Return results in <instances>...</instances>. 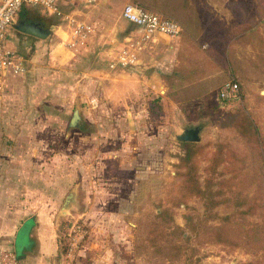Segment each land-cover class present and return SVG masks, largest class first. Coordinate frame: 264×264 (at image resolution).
Instances as JSON below:
<instances>
[{"label": "rangeland", "instance_id": "rangeland-1", "mask_svg": "<svg viewBox=\"0 0 264 264\" xmlns=\"http://www.w3.org/2000/svg\"><path fill=\"white\" fill-rule=\"evenodd\" d=\"M146 1L151 4L139 5L155 12L153 0ZM239 3L242 30L235 43L225 36L217 39L223 42L216 54L204 45L197 53L180 51L165 86L143 93L138 85L115 107L107 103L93 71L97 66L122 71L110 66L127 29L101 27L86 48L75 51L66 45L69 22L36 7L31 12L34 22L51 31L47 39L11 31L19 48L11 49L24 58L28 70L0 93V148L23 156L5 162L14 164L18 178L25 175L19 166L33 167L34 184L46 187L28 193L27 200L25 189L15 190L12 208L24 218L49 215L58 238L73 251L72 264H264L262 146L247 142L236 128L221 126L224 114L243 110L264 137V0ZM87 6L77 4L64 13L89 23L80 18L88 13ZM95 37L101 44L89 46ZM166 39L161 44L167 48L156 53V60L148 47L142 51L150 56L145 61L150 71L168 63L171 39ZM33 53L38 57L30 63ZM58 59L65 65H58ZM231 80L238 82L241 100L223 102L220 91ZM76 107L89 123L68 135ZM32 116L38 122L35 133H26L28 142L20 140ZM15 117L22 121H5ZM46 117L53 119L43 120ZM190 124H205L200 144L206 152L197 159L202 183L209 177L204 169L212 156L222 151L225 157L214 178L215 184L226 180L224 188L213 187V192H221L213 197L219 202L215 206L199 198L175 206L182 190L176 166L190 144L175 142L174 136ZM71 190L76 191V202L59 221ZM26 241L25 229L17 252ZM61 260L65 263L66 256Z\"/></svg>", "mask_w": 264, "mask_h": 264}, {"label": "crops", "instance_id": "crops-1", "mask_svg": "<svg viewBox=\"0 0 264 264\" xmlns=\"http://www.w3.org/2000/svg\"><path fill=\"white\" fill-rule=\"evenodd\" d=\"M139 2H143L147 5L151 4L146 0H100L96 5H88V13L81 14L83 17L80 16V18L96 25L98 30L104 26L111 28H118L120 26L127 29L125 36L138 37L140 33L139 30L122 18V11L126 4H140ZM77 4L87 5L83 2H74L71 4H61L60 7L63 12H67V10L73 9ZM152 4V9H154L155 13L164 17L168 16L170 19L177 21L181 25L183 33L180 38L169 40L171 42L169 46L170 56L165 57L168 63H165L164 68L160 70H149L150 67L145 63L146 59L150 57L148 54L144 56L140 54L138 65L118 73H113L108 69L98 68V66L94 68L93 74L99 76L100 81L98 83L102 87V92L107 99V103L111 107L117 106L121 100L125 101L127 97L135 91L138 85V91L141 90L143 93L144 91H156L165 86L164 80L167 78L168 73L173 71V67L178 65L179 60L177 55L180 51L187 55L190 53H197L200 51L201 46L204 45V47L209 46L211 52L216 54L215 50L217 46L219 43L222 44L223 42H218V38L230 36L231 40L229 42L235 43L236 37H241L243 8L239 0H153ZM34 9L35 8L23 9L15 22L22 19L20 17H23V14L35 11ZM77 12L78 10L75 9L72 14H76ZM255 27L253 26L251 29ZM12 30L18 32V30L13 27L11 31ZM226 30H228L229 33H226ZM236 30L238 31L235 32ZM11 31L8 36L7 47L18 50L19 48L16 46L15 35ZM10 38H12L11 40L14 42L11 43ZM165 40H167L166 37L157 35L148 44V48L151 49L149 52L153 54L152 57L154 56L155 60L158 55L156 53H159L162 47L164 49L167 48L161 44L165 42ZM100 42L102 41L99 40L98 37H95L90 42L89 46L94 45L97 47L98 44H101ZM27 51L28 49L26 52ZM31 56L32 61H30V63L33 62L36 56L38 57V54L33 53ZM57 61L58 65H65L64 60L58 59ZM33 70L34 69H32V71ZM175 74L178 75V72H175ZM15 78L18 77H7L3 82L0 93L9 90L10 81ZM113 82L115 84L117 83V87L114 88L111 86ZM34 108L38 113V108L33 106V109ZM44 109L46 112L49 110L48 107ZM49 119L53 118L46 117L43 120ZM5 121L9 122V124L19 123L22 121V117L6 118ZM28 122H26L27 125H25V129H27L25 134H20L22 135L20 140H25L26 142H28V137H30L27 136L26 133L33 130L31 134L33 135L35 133L34 126L38 125L36 118L33 116L31 119H28ZM31 122L32 124H30ZM88 123V119L83 116V122L79 124L77 129L84 130ZM29 125L31 126L29 127ZM0 140L1 147L3 138L1 137ZM25 157L27 156L25 155ZM20 159H23L21 153L11 150L8 152V150L0 148V246L15 252L23 264H60L63 255L61 253V238H58V227L55 221L47 214L41 216V218H24L23 216H19V212L12 208V203L16 200L15 190L19 188L25 189L27 200L28 193H32L35 189H42L44 191L46 188H44L42 183L40 186L34 184L33 176L30 175L33 171V167L30 170L26 168L23 170L19 166V172H25V175L24 177L19 175L18 178L17 168L13 171L14 164L8 165L5 163L9 161L15 163V161H20ZM12 171L16 172V176L12 175ZM72 191L73 190H71L70 193ZM53 193L54 191H52V194ZM69 194L66 196L63 206ZM50 196L53 197V200L57 198L54 195H49V197ZM60 214L61 210L57 217L59 221L64 219ZM25 229L27 241L20 246V251L17 252L19 236Z\"/></svg>", "mask_w": 264, "mask_h": 264}, {"label": "built area", "instance_id": "built-area-1", "mask_svg": "<svg viewBox=\"0 0 264 264\" xmlns=\"http://www.w3.org/2000/svg\"><path fill=\"white\" fill-rule=\"evenodd\" d=\"M100 0H0V89L7 77H21L27 72L23 57L7 47L9 33L20 12L25 8L40 7L50 14L63 17L69 22L70 33L66 45L68 48L80 51L86 48L90 39L98 33V27L92 23L77 21L73 15L65 14L61 4L83 2L87 5H96ZM122 18L139 30V36H126L114 62L113 70H126L139 64L140 54L147 49L148 44L155 36H164L171 40L181 37V25L170 18L161 16L135 3H128L122 11ZM222 100L239 101L241 91L238 82H227L220 91ZM73 251L66 255L67 261L63 264H72L70 260ZM0 264H23L15 252L0 246Z\"/></svg>", "mask_w": 264, "mask_h": 264}, {"label": "trees", "instance_id": "trees-1", "mask_svg": "<svg viewBox=\"0 0 264 264\" xmlns=\"http://www.w3.org/2000/svg\"><path fill=\"white\" fill-rule=\"evenodd\" d=\"M223 102H229V100H223ZM221 126L223 128H236L239 131V134L245 138L247 142L259 146L261 145V149L264 154V137H262L255 123L246 111L240 110L234 113L224 114ZM204 152H206L205 146L201 144H190L185 155L179 158V164L176 167L178 169L177 175L182 179V190L180 193V199L176 201L175 206L179 207L186 205L193 198L202 199L209 204L213 203L214 206L219 204V202L215 201L213 197L221 194V192H219V190L217 193L213 192V187L218 185L220 189L221 185L222 188H224L226 180L215 184L214 178L216 175H219L217 170L225 163V157L222 151H219L212 156L213 158L210 161V165L204 169L205 173L209 175V177L205 179V183H202L201 176L199 174L201 165L197 162V159L202 158V156H204ZM220 237L221 236H219V238ZM68 251V242L61 239L62 255L66 256Z\"/></svg>", "mask_w": 264, "mask_h": 264}, {"label": "water", "instance_id": "water-1", "mask_svg": "<svg viewBox=\"0 0 264 264\" xmlns=\"http://www.w3.org/2000/svg\"><path fill=\"white\" fill-rule=\"evenodd\" d=\"M13 28L18 30L21 33L45 40L47 39L51 31L46 30L43 26L38 22H27L24 19H19L13 24ZM83 122V114L80 107H76L72 120L70 122V126L68 129V135L71 131L78 128L79 124ZM205 124H190L184 126L179 133L174 136V141L178 143H188V144H200L203 141V129ZM76 202V191L73 190L63 208L61 209V216L66 217L68 215L69 210ZM60 264H63L61 260Z\"/></svg>", "mask_w": 264, "mask_h": 264}, {"label": "flooded vegetation", "instance_id": "flooded-vegetation-1", "mask_svg": "<svg viewBox=\"0 0 264 264\" xmlns=\"http://www.w3.org/2000/svg\"><path fill=\"white\" fill-rule=\"evenodd\" d=\"M20 18L26 20L27 22L36 21V18L34 17V14H32V13H25V14H23V17H20Z\"/></svg>", "mask_w": 264, "mask_h": 264}]
</instances>
